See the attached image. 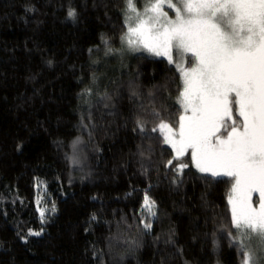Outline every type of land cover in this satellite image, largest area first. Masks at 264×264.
<instances>
[{"label": "trees", "instance_id": "1", "mask_svg": "<svg viewBox=\"0 0 264 264\" xmlns=\"http://www.w3.org/2000/svg\"><path fill=\"white\" fill-rule=\"evenodd\" d=\"M124 8L0 0V264H243L230 235L231 183L178 173L151 130L154 112L171 125L180 114L173 64L134 56L103 87L107 102L82 112L97 72L91 55L120 44Z\"/></svg>", "mask_w": 264, "mask_h": 264}, {"label": "snow or ice", "instance_id": "2", "mask_svg": "<svg viewBox=\"0 0 264 264\" xmlns=\"http://www.w3.org/2000/svg\"><path fill=\"white\" fill-rule=\"evenodd\" d=\"M125 4L122 42L169 63L173 50L179 58L176 127L154 112L161 122L151 129L164 132V143L175 151L176 163L169 160L168 166L182 173L188 167L183 157L189 155L201 173L228 179L230 222L237 230L232 239L241 247L243 264H259L247 242L254 239L264 254V0H144L143 11L135 0ZM143 207L156 214L147 195Z\"/></svg>", "mask_w": 264, "mask_h": 264}, {"label": "rangeland", "instance_id": "3", "mask_svg": "<svg viewBox=\"0 0 264 264\" xmlns=\"http://www.w3.org/2000/svg\"><path fill=\"white\" fill-rule=\"evenodd\" d=\"M135 2H136L137 9L140 11H143L144 0H135ZM164 10L169 12L170 17L173 16V13L171 12V10L167 9V7H165ZM126 14L127 13H126V4H125L124 13H123L125 21H126ZM109 49H111V51H109ZM138 54H146L151 57L166 59L165 57L152 56L142 51H132L126 46V44L122 42V40L120 44L117 46H112L109 43H105L101 47H98L97 49L93 51L91 55L90 63L92 67H94V69L97 70V72L95 75L92 76L91 82L88 85H86V87H84L81 93L80 102H81V109L83 113L88 112V109H90V106L93 104L94 101H95L94 104L101 102V101H103V103L107 102L108 94L106 93V91H103V87H106L108 83L114 82L118 78V76H120V73L122 72V70L126 66H128L129 62L132 61V58ZM173 60H174V63H171V64L175 66V63L179 62V58L176 56L175 50H173ZM184 66L185 67L190 66V61L187 58L185 60ZM177 97L178 95L173 96V97L171 96L170 98L171 103L177 104ZM158 125L154 126L153 128L158 127ZM172 127L175 128L176 124L172 125ZM158 132L163 136V140H164V132L162 131H158ZM165 145H167L173 150L174 156H175L176 154H175L174 149L169 144L165 143ZM183 162L188 164V167L185 168L184 170L193 169L200 174L207 175L206 173H201L194 166L189 155H185L183 157ZM224 179H227V178H224ZM230 194H231V188H230L229 195ZM258 195H259L258 193H255V192L252 193L253 206L257 205ZM231 236L232 237L237 236V230L234 227H233ZM247 243L250 244L251 249L254 251V256L259 260V264H264V254H262L261 251L259 250L257 242L253 239L252 241H248ZM238 248L241 251L242 259L244 261L245 257H244V254L242 253L241 247L238 246Z\"/></svg>", "mask_w": 264, "mask_h": 264}]
</instances>
